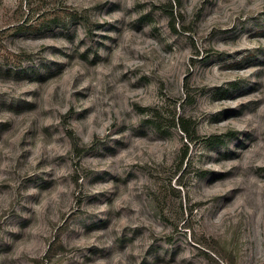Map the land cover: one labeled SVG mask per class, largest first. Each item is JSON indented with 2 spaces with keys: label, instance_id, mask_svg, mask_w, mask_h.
Wrapping results in <instances>:
<instances>
[{
  "label": "rangeland",
  "instance_id": "1",
  "mask_svg": "<svg viewBox=\"0 0 264 264\" xmlns=\"http://www.w3.org/2000/svg\"><path fill=\"white\" fill-rule=\"evenodd\" d=\"M0 264H264V0H0Z\"/></svg>",
  "mask_w": 264,
  "mask_h": 264
},
{
  "label": "trees",
  "instance_id": "2",
  "mask_svg": "<svg viewBox=\"0 0 264 264\" xmlns=\"http://www.w3.org/2000/svg\"><path fill=\"white\" fill-rule=\"evenodd\" d=\"M67 15L68 16V14L69 15H71V16H73V17H76V12H71V13H66V12H64V10L63 11H59V12H54V13H51V16L50 17H48V19H46V18H43V21L41 22L42 24H44V23H46V24H50V23H57V22H60L61 21V19H64L65 17H64V15ZM47 17V16H46ZM179 124H180V128L182 129V131L186 134V136H188V138H191V136L192 135H194L195 134V130H194V128H193V132H192V135H191V131H190V129L187 127V125H185V122L183 121V119H181L180 120V122H179ZM71 138H72V141H73V144H74V147H78L77 146V138H74V135H73V137L71 136ZM84 150V149H83Z\"/></svg>",
  "mask_w": 264,
  "mask_h": 264
}]
</instances>
